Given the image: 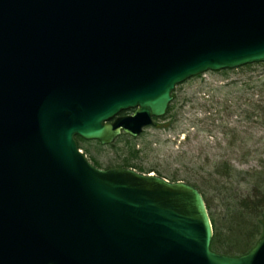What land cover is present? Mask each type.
Masks as SVG:
<instances>
[{"label": "water", "instance_id": "1", "mask_svg": "<svg viewBox=\"0 0 264 264\" xmlns=\"http://www.w3.org/2000/svg\"><path fill=\"white\" fill-rule=\"evenodd\" d=\"M257 63L264 0H0V264H264V232L217 254L197 189L75 141L137 137L177 85Z\"/></svg>", "mask_w": 264, "mask_h": 264}, {"label": "rangeland", "instance_id": "2", "mask_svg": "<svg viewBox=\"0 0 264 264\" xmlns=\"http://www.w3.org/2000/svg\"><path fill=\"white\" fill-rule=\"evenodd\" d=\"M244 70L206 73L177 86L173 93L175 99L164 120H158L136 139L123 134L111 145L81 140L82 153L101 170L117 168L128 159L135 167L153 168L164 176L178 172L189 178L188 184L202 191L207 184L203 167L207 169L226 159L238 169L255 166L261 156L264 159V130L251 125L258 119L252 114L255 108L245 101L248 98L234 93L243 92L246 96L248 91L242 89L238 81L261 72L263 75L264 64L250 68L251 73ZM256 79L259 80V76ZM253 102L264 109L263 98L254 97ZM226 129L235 131L234 140L224 136L222 132ZM241 184L243 188L245 185ZM204 195L212 201L209 217L215 221L224 219L228 202L219 193L208 191Z\"/></svg>", "mask_w": 264, "mask_h": 264}, {"label": "trees", "instance_id": "3", "mask_svg": "<svg viewBox=\"0 0 264 264\" xmlns=\"http://www.w3.org/2000/svg\"><path fill=\"white\" fill-rule=\"evenodd\" d=\"M260 65L261 64L248 65L239 69H246L244 71H249L250 68ZM227 72L228 71H222L220 73L225 74ZM251 72L252 71H249V73ZM262 73L263 72L259 75H250L251 77H246L238 81L242 85V89L248 91L246 96L243 92H241V94H234L243 99L248 98L245 99V101H249L251 106L255 108L252 114L258 119L257 122L251 125L259 126L264 130V109L253 102L254 97L264 99V74L262 75ZM257 76H259V80L256 79ZM174 99L175 97L173 95V100ZM169 111L170 107L168 108L166 116L169 114ZM166 116L161 120H164ZM222 133L229 140L230 138L234 140V135L236 134L235 131L231 129H226ZM76 140L80 148L79 141H81V139L76 138ZM244 158H246V154ZM204 160L207 162L209 161L206 156ZM94 165L97 166L96 163ZM117 168L137 169L136 171L141 174L153 172L157 177L164 178L169 182L183 181L188 184V181H190L187 176L182 177L178 172L164 176L153 168H148L147 170L142 167H135L130 164L128 159L123 160L121 165ZM202 170H204V176L207 180V184L203 185L204 190L202 191L201 188L194 185L192 186L202 195L207 209L209 210L212 201L205 198V192L211 191L213 193H219L223 196L225 201L228 202L226 204L227 210L224 219L218 218L217 221H215V219L210 217L213 226V237L210 249L222 255L238 256L247 253L262 237L264 231V159H262L261 156L257 160L255 166L246 170L238 169L230 159L217 161L213 166L207 167V169L203 167ZM241 182L245 185L243 188H240L242 185Z\"/></svg>", "mask_w": 264, "mask_h": 264}, {"label": "bare ground", "instance_id": "4", "mask_svg": "<svg viewBox=\"0 0 264 264\" xmlns=\"http://www.w3.org/2000/svg\"><path fill=\"white\" fill-rule=\"evenodd\" d=\"M80 152H82V151L80 150Z\"/></svg>", "mask_w": 264, "mask_h": 264}]
</instances>
